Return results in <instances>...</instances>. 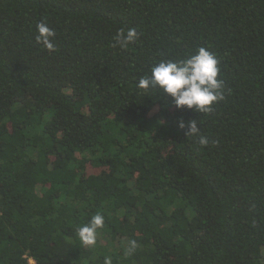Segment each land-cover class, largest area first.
Here are the masks:
<instances>
[{"label":"trees","instance_id":"16d2710c","mask_svg":"<svg viewBox=\"0 0 264 264\" xmlns=\"http://www.w3.org/2000/svg\"><path fill=\"white\" fill-rule=\"evenodd\" d=\"M200 47L224 84L211 112L138 87ZM106 259L264 264V0H0V264Z\"/></svg>","mask_w":264,"mask_h":264},{"label":"clouds","instance_id":"9594fccd","mask_svg":"<svg viewBox=\"0 0 264 264\" xmlns=\"http://www.w3.org/2000/svg\"><path fill=\"white\" fill-rule=\"evenodd\" d=\"M36 43L42 45L47 50L54 51L55 45L52 38L55 32L46 23L37 25ZM138 39L135 28L118 31L116 40L121 47H127L130 43ZM219 60L216 56L204 47H200L195 54L180 61H161L154 65L151 75L141 78L138 87L149 89L156 86L162 89L164 94L170 96L177 108H188L195 112L207 113L212 111V105L223 100V80L218 79L220 69ZM181 128L185 127L183 121L180 122ZM189 129L187 135L197 136L199 128L195 120L187 124ZM198 143L207 146L208 139L199 136ZM104 226L102 215H94L90 222L78 230L80 240L85 245L95 243L96 231ZM135 242H131L129 251L135 248ZM105 264H111L110 260Z\"/></svg>","mask_w":264,"mask_h":264}]
</instances>
